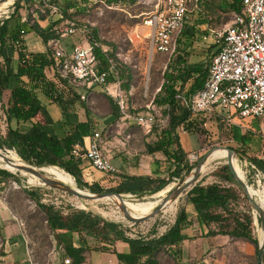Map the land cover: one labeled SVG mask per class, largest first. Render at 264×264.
<instances>
[{
	"label": "trees",
	"instance_id": "1",
	"mask_svg": "<svg viewBox=\"0 0 264 264\" xmlns=\"http://www.w3.org/2000/svg\"><path fill=\"white\" fill-rule=\"evenodd\" d=\"M136 1L100 0L104 5L115 6H127ZM222 1L232 13H241L243 0ZM54 4L59 5V0L41 2V5H45L46 8L45 13L37 10L40 17L50 14L51 6ZM75 5L73 2H67L59 6L61 18L52 21L46 28L42 27L38 21H32L31 11L28 12L27 20H22L20 10L25 7L23 0H16L15 10L8 17L0 18V102L5 111L7 123L5 131L0 127V148L14 150L22 160L38 167L59 166L76 179L80 188H88L92 192L132 193L141 198L159 192L175 178L183 180L195 166L190 164L177 130L181 125L186 130L199 134H207V130L199 128L200 122L197 119H190L192 112L183 104L179 94L190 98L204 88L211 61L205 65L198 63L193 66L188 63L187 54H179L167 66L164 82L155 96L154 102L162 107L169 119L158 142L154 146H148V150L163 151L168 158L174 159L175 167L169 171L168 177L124 176L121 184L109 188L97 182L89 183L83 176L79 161L72 157L71 150L77 143L84 144L85 135L93 129L91 119L78 122L64 137L57 136L45 124L34 120L44 108L39 97L40 92L57 102L63 114L68 113L77 100L83 101L76 93L66 98L56 86V82L48 78L46 69L50 66L57 68L61 61L53 49L49 46L46 52H28L24 40L25 34L35 32L50 45L51 40L58 39L59 32L56 29L58 25L65 19L73 20L74 14L85 12L81 8L71 12ZM94 35L97 40L102 41L97 32H94ZM101 44L102 47L95 48V52L100 62L99 68L104 70L110 67V59H119L116 55L119 47L113 51L110 48L105 49L102 42ZM122 76L124 77V74ZM112 79L113 76H110L109 80ZM120 80L126 88L133 84L131 75L126 82ZM111 106L119 117L120 110L117 103L111 101ZM218 121L222 127L225 121L221 119ZM248 137L247 134L243 135L238 142L246 144ZM230 148L242 157L246 156L250 163L264 171V162L259 157L249 156L244 148L239 149L233 146ZM213 175L227 184L213 182L205 185L198 182L188 192V201L194 207L195 218L187 207L183 206L179 208L174 223L167 231L149 237H132L123 224L107 220L92 211L74 207L65 211L55 204L44 203L38 189H25V192L43 212L48 228L63 250L64 259H70V264H88L85 253L89 250L114 253L119 264H160L158 255L162 252L176 254L175 246L181 244L186 238L184 231L195 222L209 228L208 235H230L252 243L258 254L259 238L254 233L252 209L238 208L237 202L241 197L235 186L240 187V185L235 175L229 165L219 167L213 171ZM0 177L20 181L15 174L1 167ZM244 177L247 181V177L245 175ZM79 240L85 244L77 245ZM118 241L128 243L129 251L119 252L115 248Z\"/></svg>",
	"mask_w": 264,
	"mask_h": 264
},
{
	"label": "rangeland",
	"instance_id": "2",
	"mask_svg": "<svg viewBox=\"0 0 264 264\" xmlns=\"http://www.w3.org/2000/svg\"><path fill=\"white\" fill-rule=\"evenodd\" d=\"M15 1L16 0H14L12 6L8 9L7 14H2L0 18L8 17L15 10ZM156 1L157 0H138L134 4L127 6L120 5L113 9L107 8L104 4L99 3L90 5L85 12L73 15L77 29L73 33L68 34H75V43L82 44L83 41H86V39L93 34L96 28L99 31L101 42L105 48H110L114 51L115 48L121 47L123 55L118 60H115L119 78L126 82L129 79V75H131V80L135 87H137L136 90L138 93V96L134 98V104L137 108L143 110L147 108V104L153 101L158 119L157 123H165L164 125L166 126L168 122H166L164 111L154 100L163 84L164 72L171 62L170 58L172 59L176 53L170 57L165 53L151 51L150 28L145 26L143 22L145 13L154 10ZM210 2V0H207L202 11L193 12L190 15V22L186 23L183 33L177 40L178 46L179 43H181L180 48L185 47L190 54L195 56L193 57L194 60L204 61L205 63L210 60V57L213 56L217 50L216 44L208 37L209 28L222 27V25L228 22L232 17V12L225 2L222 0H214L213 3ZM20 11L23 12L24 8ZM70 27L71 26L68 24L60 25L58 28L60 32L58 38L62 39L61 33L65 31V28ZM137 27L139 31L146 36L143 40L131 44L127 41V37ZM79 28L82 31H80ZM122 72L124 77L122 76ZM104 94L106 93L104 92ZM85 96L86 98L84 100H88V93H86ZM105 102L107 103V101ZM106 103L104 105L101 104L100 108H95V111L102 110V113L105 112L103 110L109 109V104ZM197 117V120L200 122L199 128H205L207 134L198 133L200 136V146L190 151V164L195 166L201 156L213 147L220 145L228 147L233 146L239 149L244 148L248 153H251L250 149L248 150L245 145H240L238 142L242 135L240 133L241 128L239 129L238 126H233L234 124L227 125L225 122L221 127L218 121L220 117L216 114L206 116L197 115ZM6 126L5 111L0 102V127L5 131ZM222 149L223 148H216L214 151ZM1 151L6 154L11 150L1 149ZM236 155L239 157L245 169V171H243L234 163L238 173L244 179V175L247 176V181L255 188L264 189V179L259 178L256 169H253L246 156L242 157L237 153ZM3 163L13 162L5 161ZM224 165H228V162L215 164L210 171L201 175L198 182L205 185L213 182H221L218 176L213 175V171ZM13 174L20 179L19 182L13 178L2 179L0 177V264H62L65 260L63 257V250L57 244L54 235L48 228L43 212L38 207L37 203L27 195L25 189H38L42 202L55 204L65 211L70 207H74L100 214L107 220L123 224L128 234L136 236L149 237L164 233L174 223L179 208L183 206L187 207L193 218L196 216L193 205L188 201L189 190L178 198L174 213L166 215L160 211L157 215L146 221L132 223L124 217L119 208L120 203L117 201H115L116 203L114 204V202L106 200H85L61 190L51 188L45 184H31L28 182V177L23 174ZM31 175L34 176L33 174ZM180 181L182 180L175 178L168 185L174 183V187H176L179 185ZM221 183L227 184L226 182ZM235 188L241 197L237 202L238 208H250L254 215L248 195L241 186H235ZM169 192L167 194H169ZM134 196L140 200L150 195L148 194L141 198L136 195ZM130 206L131 207L127 206V208L130 209L135 207L133 204ZM155 206L156 205L150 206L146 210ZM195 228L196 230H194L193 233L196 236H205V233L197 226H195ZM260 232V222L254 220V233L259 239ZM244 261H246V258L243 256L241 262L243 263ZM64 264H66V262H64ZM211 264H216L215 260H212ZM251 264H257V252L251 259Z\"/></svg>",
	"mask_w": 264,
	"mask_h": 264
},
{
	"label": "built area",
	"instance_id": "3",
	"mask_svg": "<svg viewBox=\"0 0 264 264\" xmlns=\"http://www.w3.org/2000/svg\"><path fill=\"white\" fill-rule=\"evenodd\" d=\"M205 1L157 0L154 10L145 13L143 22L150 28L151 51L169 56L175 54L177 40L190 15L202 11ZM105 6L111 9L118 7L107 4ZM51 8L53 14L60 12L56 4ZM68 24L71 27L62 33L75 31L76 22L70 21ZM145 36L137 27L128 35L127 41L135 44ZM208 37L216 44L217 50L212 57L205 86L190 98L181 94L179 97L192 114L225 113L229 125L234 124L235 117L259 119L263 149L258 157L264 162V0H243L241 13L233 12L231 19L222 27L209 28ZM50 47L61 59L57 66L60 77L74 86H103L104 91L113 97L119 107L120 123L125 124L132 120L147 130H151L157 123L153 101L146 105L147 111L130 110V97L134 95L135 88L131 86L126 90L122 86L114 59L109 60L108 69L99 68L100 62L95 52V48L102 47L99 40L91 39L87 44L76 45L69 53L61 47L59 39L51 40ZM122 51L119 47L116 52L118 58L123 55ZM110 76H113V80H109ZM71 155L79 163L88 161L93 168L102 172L111 173L116 169L104 153L102 134L99 131L91 135L88 144H75ZM250 164L256 169L259 178L264 179V171ZM65 262L71 263L70 259Z\"/></svg>",
	"mask_w": 264,
	"mask_h": 264
},
{
	"label": "crops",
	"instance_id": "4",
	"mask_svg": "<svg viewBox=\"0 0 264 264\" xmlns=\"http://www.w3.org/2000/svg\"><path fill=\"white\" fill-rule=\"evenodd\" d=\"M43 1L44 0H23L25 7L24 11L21 12L23 16L22 20L26 21L29 17L28 12L31 11L32 21H38L42 27L46 28L52 21L61 18L60 13L53 14L52 12L46 14L45 17H40L37 10H41L45 13L46 6L41 5V2ZM210 1V3L214 2V0ZM67 2H73L76 4L75 7L70 10L71 12L77 8L86 11L87 7L93 4H104L100 2V0H59L58 6H63ZM204 7L205 3L203 9ZM70 21L75 20L65 19L60 25H66ZM188 22H190V18ZM60 25L56 28L58 32ZM66 29L68 28H65L64 30ZM80 31L82 30L80 29ZM94 32L99 34V31L96 28L94 29ZM94 32L88 37V39H86V41H83V45L87 44L91 39H96ZM65 34L66 33H61L62 39H58L60 40L61 47L65 52L69 53L79 44L74 41L75 34ZM24 40L28 52H46L50 46L35 32L25 34ZM180 46L181 43H179L177 48V55L175 54L172 59L170 58L171 62L176 59L179 54H187V61L193 66L198 63L205 65L206 63H209L208 61H211L210 59L205 63L204 61L194 60L193 57L195 56L190 54L185 47L180 48ZM15 57L17 58V55H15ZM46 74L50 80L56 82V86L64 93L66 98H68V96L72 97L76 93L81 96L83 101L77 100L71 110L68 113L63 114L57 102L40 92L39 97L42 100L44 108L34 120L45 124L48 129L51 132H54L57 136L64 137L69 131L74 129L75 124L86 121L90 118L93 129L85 135L84 143L88 144L91 135L95 131H99L102 134L104 153L116 168L115 171L106 173L96 170L88 161H81L79 166L86 181L89 183L97 182L103 187L109 188L121 184L124 180V176L168 177L169 171L175 167L173 163L174 159L168 158L163 151L150 152L148 150V146H154L158 142L163 128L167 125L162 126L159 122L156 123L151 130H147L132 120L122 124L120 123L121 113L119 117L116 116L111 106V101L115 103L116 101L104 91L103 86L94 85L93 87L88 88L71 85L67 79L60 77L55 66L48 67L46 69ZM131 86H134L135 92L134 95L130 97V110L132 112L147 111V108L140 110L134 104V98L138 96L136 90L137 87H135L134 84H131L128 88L125 86L123 87L128 90ZM104 92L106 94H104ZM86 93H88L89 96L88 100H84L86 98ZM105 101H107V103ZM105 103L109 104V109L103 110L105 111L103 113L101 112L102 110L95 111V108H100L101 104L104 105ZM213 114L218 115L222 121L227 123V115L225 113L215 112ZM165 117L166 119H169L168 116L165 115ZM197 118L198 117L195 114H192L190 117V119ZM233 121V126H238L239 129L241 128V136L246 134L249 135L247 143L240 144L245 145L248 150L250 149L251 153L247 152L249 156L258 157L263 149V142L260 135V120L257 118L240 119L235 117ZM177 132L180 136L181 144L189 157L190 151H193L200 146V136L192 130H186L183 125L178 128ZM195 226L204 232L205 236H196L193 233V231L196 230ZM208 231L209 228L201 226L198 222H195L191 227L184 231L186 238L179 246H175L174 251L176 254L172 255L170 252H162L158 255L160 264H211L212 260H215L216 264H251V259L256 255V248L252 243L242 239L233 238L230 235H208ZM84 244L85 243L80 240L77 241V245L79 246ZM115 248L119 252H128L129 244L123 241H118ZM85 255L88 264H119L116 254L111 252L89 250ZM243 256L246 258V261L242 263L241 260Z\"/></svg>",
	"mask_w": 264,
	"mask_h": 264
},
{
	"label": "water",
	"instance_id": "5",
	"mask_svg": "<svg viewBox=\"0 0 264 264\" xmlns=\"http://www.w3.org/2000/svg\"><path fill=\"white\" fill-rule=\"evenodd\" d=\"M1 1H5V0H0V2ZM217 147L224 148L228 151V157H229L228 165H229V167L231 168L233 174L235 175L237 182L243 188V190L244 191L248 190V185L236 173V171L234 170L232 163H231L232 156L234 154H236V151L234 149H232L228 146H224V145L215 146L199 158V160L197 161V164L192 169L191 173L188 176H186L182 181H180L179 185H177L176 187L171 189L169 194H167L162 199V201L152 210V212H150L147 215H143V216H133L129 212L126 205L124 204V198H123V195H125L124 193H115V192H111V191L92 192L88 189H82L80 187H73V186H70V185H68V184H66L60 180H57L55 178L45 176L43 173L39 172L36 169V166H34L30 163H27L24 160H22L23 163L19 164L17 167H18V169L24 170L26 172H29V173L37 176L38 178H40L43 181V183L45 185H47L51 188H54V189L61 190L65 193L74 195L78 198H82L85 200H101V199H104L106 197L117 196L121 201H123V203L120 202L119 208H120L121 212L123 213L124 217L129 222L138 223V222H143V221H146V220L154 217L155 215H157L162 210V208L169 201L177 200L184 192L191 190L195 185H197V183H198V181L202 175V170H203L204 165L207 163L210 155L212 154V152ZM2 151L0 149V156H2L5 159V161L12 162V160L10 158H8V156L5 153H3ZM0 167L7 169V168L2 167V166H0ZM7 170H9V169H7ZM10 172H12V171H10ZM127 194L131 195L133 197V199H138V198H135V196L131 193H127ZM155 194L156 193L150 195L149 197L151 199H154ZM248 198H249V202H250V205L253 208V210L258 211V221L260 222L261 230H262V237L259 239L257 264H264V205L260 204L257 201V199L252 197V196L248 195Z\"/></svg>",
	"mask_w": 264,
	"mask_h": 264
},
{
	"label": "bare ground",
	"instance_id": "6",
	"mask_svg": "<svg viewBox=\"0 0 264 264\" xmlns=\"http://www.w3.org/2000/svg\"><path fill=\"white\" fill-rule=\"evenodd\" d=\"M14 3V0H5V1H1L0 2V16L4 13L7 14L8 9L12 6V4ZM217 148H221V147H217ZM6 155L8 156V158H10L12 160L13 163H3L5 162L4 158L2 156H0V166L5 167L7 169H9L10 171H12L13 173H20L23 174L25 176L28 177V182L31 184H44L43 181L38 178L37 176H32L31 173L26 172L24 170L18 169V165L22 164V159L20 158L19 155H17L16 152L14 151H8L6 153ZM232 166L234 168V170L236 171V173L240 176V174L238 173L234 163L240 167L243 171H245L243 165L241 164V161L239 159V157L234 154L232 156ZM237 157V158H234ZM2 158V159H1ZM228 151L226 149H222V150H218V151H214L212 152V154L210 155L207 163L204 165L203 170H202V174L208 172L211 170V168L218 163L221 162H229L228 159ZM36 169L43 173L45 176L48 177H52L55 178L57 180H60L70 186L73 187H79L76 179L66 170L60 168L59 166H43V167H36ZM241 177V176H240ZM247 177V176H246ZM242 178V177H241ZM242 180H244L246 182V184L248 185V190L244 191L247 195L252 196L254 198L257 199V201L264 205V189L263 188H255L254 186H252L248 181H246L244 178H242ZM175 186L174 183L167 185L165 188H163L162 190H160L159 192H157L155 194L154 199H151L150 197H146L145 199H133V197L129 194H125L123 195L124 198V204L129 207H131L130 205L133 204L135 205V207L128 209L129 212L133 215V216H143V215H147L150 212H152V210L162 201V199L167 195V193ZM261 187V186H260ZM101 200H106V201H110V202H114V204L117 202H121L123 203V201H121L117 196H111V197H106L104 199ZM177 200L175 201H169L161 210V212L163 214H172L174 213V211L176 210V204H177ZM131 202V203H130ZM156 205L155 207L146 210L148 207ZM149 212V213H147ZM254 212V220L258 221V211L253 210ZM141 213H146V214H141ZM260 231V229H259ZM262 237V230L260 232V238Z\"/></svg>",
	"mask_w": 264,
	"mask_h": 264
}]
</instances>
